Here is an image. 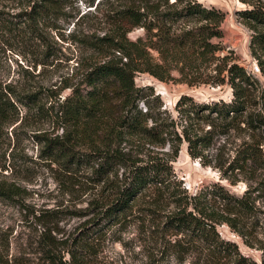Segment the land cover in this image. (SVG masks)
Here are the masks:
<instances>
[{
  "label": "trees",
  "instance_id": "obj_1",
  "mask_svg": "<svg viewBox=\"0 0 264 264\" xmlns=\"http://www.w3.org/2000/svg\"><path fill=\"white\" fill-rule=\"evenodd\" d=\"M130 1L138 4L126 5L113 14L116 22L129 27L124 34L80 40L94 56L79 86L59 90L40 87L23 94L0 79V137H8V130L13 131L17 123L23 126L34 111L38 120L61 130L60 135L43 131L34 137L42 146V158L70 174L90 170L91 181L105 192L103 201L91 204L95 218L70 239L57 238L59 209L31 213L33 223L41 229L39 264H93L100 238L96 236L105 228L121 224L140 200L153 209L152 214L171 209L164 213L162 228L174 243L185 242L187 250L200 244L211 261L229 258L231 264H255L234 243L220 238L216 226L226 224L251 247L254 225L261 227L260 221L264 220V200L257 206L264 193V95L259 83L236 62L218 57L220 64L215 66L212 84H227L232 92L230 100L205 103L183 96L175 105L176 119L161 111L158 97L150 99L152 93L145 94L136 87V73H151L161 79L163 67L159 60L176 57L180 63L186 56L206 62L214 59V54L221 51L213 40L222 38L224 14L198 0ZM241 2L246 8L239 16L255 33L251 45L260 47L264 45V1ZM38 14L28 19L34 21ZM25 21L19 20L18 24ZM9 23L0 15V28H8ZM134 28L142 29L144 35L132 41L126 35ZM99 55L104 59L101 62L97 61ZM66 89L69 93L61 100L60 92ZM154 101L152 106L150 102ZM218 138L224 144L214 147ZM230 139L237 142L227 149L225 143ZM182 143H186L192 159H198L204 167L216 168L231 185L243 179L247 190L236 196L212 184L188 194L171 165ZM146 145L155 150H147L141 158L132 156V148ZM211 149L215 154L209 155ZM16 196L14 185L0 183V200L14 201ZM22 209L28 210L26 206ZM247 224L251 229L244 232ZM259 250L264 264V249Z\"/></svg>",
  "mask_w": 264,
  "mask_h": 264
},
{
  "label": "rangeland",
  "instance_id": "obj_2",
  "mask_svg": "<svg viewBox=\"0 0 264 264\" xmlns=\"http://www.w3.org/2000/svg\"><path fill=\"white\" fill-rule=\"evenodd\" d=\"M198 2L224 14L222 38L213 40L221 51L208 62L196 57L187 59V56L182 57L180 63L176 57L159 60L163 67L161 79L140 72L134 78L136 87L145 94L152 93L150 99L158 97L160 110L169 112L174 119L177 118L175 105L183 96L205 103L230 100L232 92L227 84H212L215 66L220 64L222 57L227 62H236L256 78L264 95V45H251L255 33L239 16L246 5L241 0ZM133 4L138 3L130 0H0V15L10 22L8 28H0V79L23 94L36 92L40 87L59 90L64 86H79L89 62H93L90 58L94 56L80 40L104 35L120 37L129 27L116 22L113 14ZM39 10L41 14H38ZM35 14L38 15L34 21L28 19ZM22 19L26 21L19 25L18 21ZM143 35L142 29L134 28L126 37L133 41ZM153 57L158 59L155 53ZM97 58L98 62L104 60L101 55ZM68 93V89L60 92L59 98L62 100ZM150 104L153 106L156 102ZM24 113L23 109L22 115ZM18 124L13 131L12 128L8 130V137L4 134L0 137V183L14 185L17 193L14 201L0 200V264L14 261L39 264L41 257L37 244L41 229L33 223L31 213L44 208L59 209L61 219L57 238L70 239L95 218L91 204L95 200L103 201L105 192L101 185L91 181L90 170L70 174L58 164L42 158V146L34 137L43 131L60 135L57 125H46L38 120L34 111L26 117L23 126ZM216 140L214 147L224 144L223 139ZM232 142L237 139L225 143L227 149L231 148ZM147 150L155 149L147 145L132 148V156L144 157ZM213 153V149L209 150V155ZM171 165L182 188L190 195L212 184H219L236 196L247 190L243 179L231 185L216 168L204 167L198 159H192L186 143H182L178 157ZM260 196L257 206H261L264 193ZM143 202L140 200L121 224L105 228L96 236L100 238L95 247L96 255L92 256L93 264H208L211 261L202 245L195 244L187 250L185 242L174 243L170 233L163 230V216L170 208L152 214L153 209ZM24 206L27 211L22 209ZM260 224L261 227L254 225L251 247L246 246L238 233L226 224L217 225L216 230L220 238L234 243L248 260L261 264L259 248L264 249V220ZM250 229L247 224L242 230ZM211 262L231 264L229 258Z\"/></svg>",
  "mask_w": 264,
  "mask_h": 264
}]
</instances>
